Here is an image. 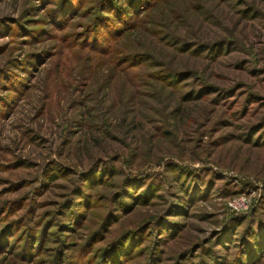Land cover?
I'll list each match as a JSON object with an SVG mask.
<instances>
[{
	"label": "rangeland",
	"instance_id": "obj_1",
	"mask_svg": "<svg viewBox=\"0 0 264 264\" xmlns=\"http://www.w3.org/2000/svg\"><path fill=\"white\" fill-rule=\"evenodd\" d=\"M0 264H264V0H0Z\"/></svg>",
	"mask_w": 264,
	"mask_h": 264
},
{
	"label": "built area",
	"instance_id": "obj_2",
	"mask_svg": "<svg viewBox=\"0 0 264 264\" xmlns=\"http://www.w3.org/2000/svg\"><path fill=\"white\" fill-rule=\"evenodd\" d=\"M250 196L245 193L232 195L227 199L226 206L229 211L239 213L247 210L250 204Z\"/></svg>",
	"mask_w": 264,
	"mask_h": 264
},
{
	"label": "trees",
	"instance_id": "obj_3",
	"mask_svg": "<svg viewBox=\"0 0 264 264\" xmlns=\"http://www.w3.org/2000/svg\"><path fill=\"white\" fill-rule=\"evenodd\" d=\"M122 200V199H121ZM234 213V212H233ZM110 216H115L113 213L112 214H109L108 216H107V218H109ZM138 228H143V225H137V226H135V228H133V229H130V230H127L126 232L127 233H131V232H133L134 230H136V229H138ZM127 233H124L123 232V234H127ZM117 257V255L114 257V259Z\"/></svg>",
	"mask_w": 264,
	"mask_h": 264
}]
</instances>
